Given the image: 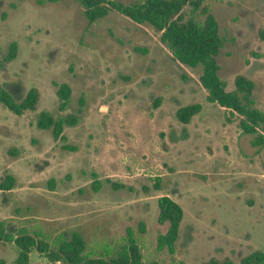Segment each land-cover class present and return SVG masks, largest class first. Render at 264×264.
<instances>
[{
	"label": "rangeland",
	"instance_id": "1",
	"mask_svg": "<svg viewBox=\"0 0 264 264\" xmlns=\"http://www.w3.org/2000/svg\"><path fill=\"white\" fill-rule=\"evenodd\" d=\"M207 2L224 40L216 56L220 79L228 91L236 75L251 79L256 107L264 111V61L251 54L264 52L257 36L264 0ZM12 42L16 56L6 61ZM201 72L200 65L173 61L147 24L116 13L90 23L77 0H0V85L40 94L37 109L22 116L0 104V181L5 174L15 178L13 189L0 191V221L49 238L75 231L93 252L122 243L129 228L143 261L160 264L210 258L240 264L264 251V146L252 147L251 135L225 124L224 110L206 102ZM54 82L71 88L62 112ZM194 103L202 110L180 123L176 110ZM43 110L76 117L63 130L74 151L36 127ZM92 173L101 183L97 191ZM163 195L184 212L174 255L156 250L167 228L157 222ZM16 254L0 242V260L10 263Z\"/></svg>",
	"mask_w": 264,
	"mask_h": 264
},
{
	"label": "trees",
	"instance_id": "2",
	"mask_svg": "<svg viewBox=\"0 0 264 264\" xmlns=\"http://www.w3.org/2000/svg\"><path fill=\"white\" fill-rule=\"evenodd\" d=\"M83 15L92 23L116 13L129 19L133 24H147L160 33V41L166 47L171 59L190 67H202L199 82L205 92V100L224 110L225 124L234 122L236 128L246 135H251L249 143L252 147L264 146V111L256 107L252 96L254 82L243 76L236 75L233 80L234 89L228 91L226 83L218 75L219 65L216 56L223 46V38L219 34L218 23L212 14L207 0H142L124 4L117 0H77ZM258 38L264 42V30H257ZM136 50H139L135 48ZM17 44L10 43L6 61L15 58ZM255 58H262L264 52H251ZM57 98V110H67L71 101V88L66 83H53ZM40 99L36 88L28 89L23 95L20 87L12 85L8 91L0 85V104L15 116H22L27 111H35ZM80 106L82 102H79ZM158 105V101H155ZM202 109L201 104L194 103L179 107L175 112L176 119L182 124H188L191 118ZM76 117H54L48 111H40L36 119V127L49 130L53 141L61 142L64 150L74 151L67 144L63 134L64 126L76 124ZM92 187L95 191L101 183L97 175ZM114 189L121 186L110 182ZM15 184V178L5 174L0 181V191H10ZM53 187V180L48 181ZM158 188V184H153ZM157 222L167 223L166 231L156 237V250L166 249L170 255L175 254V242L179 236L183 209L170 197L163 195L157 199ZM143 224H140L141 231ZM0 242L10 243L16 249L15 259L0 264H30L31 255L36 253L40 259L55 264H160L157 261H143L140 246L133 232L128 228L124 241L117 246H104L98 251H86L83 237L75 231H64L52 238L42 231L23 225L0 221ZM177 264H184L178 262ZM201 264H235L231 259L218 261L210 258ZM240 264H264V251L255 250L244 256Z\"/></svg>",
	"mask_w": 264,
	"mask_h": 264
},
{
	"label": "crops",
	"instance_id": "3",
	"mask_svg": "<svg viewBox=\"0 0 264 264\" xmlns=\"http://www.w3.org/2000/svg\"><path fill=\"white\" fill-rule=\"evenodd\" d=\"M202 110V109H201ZM37 256V255H36ZM37 258H38V260L39 261H37V262H35L34 264H36V263H40L42 260L37 256ZM31 262V261H30ZM46 263V262H45ZM31 264V263H30Z\"/></svg>",
	"mask_w": 264,
	"mask_h": 264
},
{
	"label": "built area",
	"instance_id": "4",
	"mask_svg": "<svg viewBox=\"0 0 264 264\" xmlns=\"http://www.w3.org/2000/svg\"><path fill=\"white\" fill-rule=\"evenodd\" d=\"M36 264H50V263H36ZM56 264V263H55Z\"/></svg>",
	"mask_w": 264,
	"mask_h": 264
}]
</instances>
